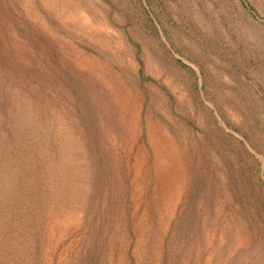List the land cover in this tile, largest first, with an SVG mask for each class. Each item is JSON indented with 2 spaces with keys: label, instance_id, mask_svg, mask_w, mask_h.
<instances>
[{
  "label": "rangeland",
  "instance_id": "1",
  "mask_svg": "<svg viewBox=\"0 0 264 264\" xmlns=\"http://www.w3.org/2000/svg\"><path fill=\"white\" fill-rule=\"evenodd\" d=\"M0 264H264V0H0Z\"/></svg>",
  "mask_w": 264,
  "mask_h": 264
}]
</instances>
